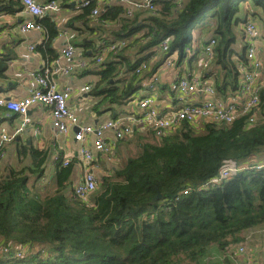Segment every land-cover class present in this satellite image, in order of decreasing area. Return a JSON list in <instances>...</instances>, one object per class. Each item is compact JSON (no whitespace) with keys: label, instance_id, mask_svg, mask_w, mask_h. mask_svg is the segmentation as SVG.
<instances>
[{"label":"trees","instance_id":"16d2710c","mask_svg":"<svg viewBox=\"0 0 264 264\" xmlns=\"http://www.w3.org/2000/svg\"><path fill=\"white\" fill-rule=\"evenodd\" d=\"M59 1L60 7H71L72 0ZM242 2L264 9V0H187L180 8L172 0H157L144 25L115 3L104 5L96 19L121 21L116 31L120 38L143 29L146 58L159 53L156 47L166 37L167 55L183 57L198 27L214 21L213 59L220 67L214 87L224 95L239 81L236 63L242 58L232 57L230 46ZM81 7L80 16H91L97 8L95 0ZM42 18L37 22L42 24ZM43 47V54L48 53V43ZM115 70L111 64L98 71L99 82L109 81ZM133 77L120 89V97L130 98L138 89L141 78L132 84ZM263 110L264 90L258 114ZM198 129L184 124L156 141L135 134L137 155L97 179L88 202L73 195L70 162L54 163L53 180L38 185L47 153L19 148V162L28 156L31 164L0 169V247L10 248L0 264H201L210 245L224 250L243 241L246 231L264 224V168L236 172L212 188L198 186L216 176L224 161L263 160L264 119L250 124L241 117ZM157 192L161 198L151 203ZM17 245H28L23 261L11 256Z\"/></svg>","mask_w":264,"mask_h":264},{"label":"crops","instance_id":"0c3cea01","mask_svg":"<svg viewBox=\"0 0 264 264\" xmlns=\"http://www.w3.org/2000/svg\"><path fill=\"white\" fill-rule=\"evenodd\" d=\"M172 1L180 8L187 0ZM19 2L20 0H0V97L5 100H18L27 96L29 91L36 87L34 75L44 71L48 66L54 67L55 62L62 68L84 62L81 67L73 66L69 73H59L54 76L58 89L69 88L68 106L76 115L78 124L97 127L111 120H119L124 125L129 123L130 117L139 118L138 101L144 97L151 98L152 107L160 112L179 106L182 102L170 88L177 77L186 76L191 79L207 76L213 79L214 84V76L220 71L214 59L208 68L204 69L201 66L202 47L210 37H215L214 21L206 22L201 28L198 27L197 32L193 34L190 48L183 57L180 58L176 52H173L172 61L166 63L167 54L164 52L146 58L148 51L141 49L144 45L143 29L120 38L116 36V31L121 27V21L95 23L89 14L80 16L82 14L81 0H72L71 7H60L61 9L57 12L44 16L43 23L40 24L41 28L22 31L21 27L24 21L30 19V15L23 11ZM58 2L60 5L59 0ZM112 3L121 4L126 10H131V15L136 16L141 21V25L147 23L144 17L149 14L148 10H138L129 2L95 0L99 11L103 10L104 5ZM237 17L241 19V22L233 24L236 25L234 27L235 41L230 46L232 57L236 60L244 58L248 43L245 39L243 23L249 19L254 20L264 33V9L242 2ZM207 26L211 27L206 34H203ZM203 27L205 28L202 30ZM168 38L170 40V37ZM116 40H124L125 47L117 54L115 52L103 55L101 63H96L95 56L99 48ZM45 43H48V53L43 54ZM67 43L75 47L71 57L61 56V50ZM30 46H33V49ZM258 55L261 56L260 53ZM137 60L145 61L148 67L138 76L133 77L134 73L130 71L131 64ZM111 64L115 65L116 75L109 81L99 82L98 71ZM132 77V84L136 83L137 78L139 81L141 78L138 89L131 98L120 97V89L124 88ZM147 84H152V87ZM85 86H89V90H85ZM116 87L118 91L115 90ZM204 100L205 95L199 92L185 101L200 104ZM25 117L27 122L21 126L20 116L0 107V134H12L16 129L22 128L21 132L5 145L0 169L6 165L12 167L30 165L31 159L28 156L23 159L24 162H19L20 157L17 151L23 146L44 151L47 153L43 165L44 173L43 177L37 181L38 185L41 183L42 186L53 180L56 170L53 162L54 155L57 154L60 159L65 158L72 164L70 180L73 188L82 175V168L78 164L82 146H87L93 153L92 170L95 177L99 179L102 176L111 175L124 164L129 156H133L130 154L131 144L129 143L135 142V138H132L135 134L148 132L141 131L139 123L133 122V133L116 140L113 132L107 129L104 132L105 141L112 143V148L105 153H97L93 148V134L86 135L83 140H76L74 138L76 127L71 126L64 133L58 132L52 125L50 110L42 105L30 106ZM149 134L152 136L151 133ZM262 161L264 158L260 160ZM34 177L36 176L30 177V183H33ZM258 228L260 226L255 227L253 231L261 230ZM248 231L244 233L243 241L230 245L224 250L218 249L214 244L210 245L207 253L214 255L209 256L210 259L217 258L214 261L217 264H242L247 261L264 264V231H257L254 242H247L245 235ZM239 245L246 249L245 254L238 252ZM205 257V264H212L208 261V255Z\"/></svg>","mask_w":264,"mask_h":264},{"label":"built area","instance_id":"2783aa9c","mask_svg":"<svg viewBox=\"0 0 264 264\" xmlns=\"http://www.w3.org/2000/svg\"><path fill=\"white\" fill-rule=\"evenodd\" d=\"M118 2H129L136 9L148 10L155 12L157 0H138L131 2L129 0H108ZM22 9L25 13L30 15V19L24 21L21 30L27 31L29 29L41 28L38 19L47 16L51 12L60 10L58 0H20ZM88 0H81L82 5H86ZM127 15H131V10L127 9ZM99 14L97 8L91 11L93 22L98 23L96 19ZM243 31L245 39L248 40L244 58L236 63V70L238 72L239 81L235 89L229 90L224 95H221L213 84V79L207 76H197L191 79L186 76L177 77L170 88L175 92L177 99L182 103L168 111H157L151 105V98L144 97L138 101L140 116L138 119L130 117L129 123L122 124L119 120H111L97 127L78 124L76 115L70 110L68 106L69 88L58 89L55 84L54 76L62 73L66 74L72 70L73 66L81 67L84 62L78 64H71L65 68L59 67L55 62L54 67L45 68L44 71L38 72L34 75L36 87L31 89L27 96L18 100H5L0 97V107L5 110L12 111L21 119V126L27 122L26 113L30 106L39 104L48 108L51 114L53 127L61 133L66 132L69 127H76L74 138L76 140H83L88 134H93V148L97 153H105L112 148V143L105 141L104 132L110 129L116 140H120L125 136H130L133 133L132 123L138 122L141 131H148L156 140H160L171 132L187 124L192 128H198L197 124L216 123L228 125L241 117H246L248 123H253L258 120V108L260 104V94L264 90V33L258 28L254 20H246L243 23ZM126 45L124 40H116L102 45L97 51L95 62L101 63L102 57L108 53L120 52ZM216 45V38L210 37L202 47L201 66L206 69L209 67L214 56V47ZM33 49V46H30ZM169 38H164L156 47L158 52L168 53ZM75 51V47L67 43L61 50V56L71 57ZM261 54V56L258 55ZM167 55L166 63H170L171 57ZM148 64L145 61L137 64L132 70V73L139 74L147 69ZM152 87V84H147ZM146 85V86H147ZM85 90H89V86H85ZM199 92L205 95V100L200 104H193L186 102L188 97L193 96ZM22 128L16 129L12 134H0V163L3 156V147L6 142L14 138L16 134L21 132ZM94 155L87 146H82L80 149L79 166L82 168V175L78 182L73 187V195L80 201L88 202L89 195L97 188V178L93 173ZM53 162H61V165H66L70 161L67 159H60L56 154L53 157ZM264 168V161L259 162L251 160L248 162L237 163L234 160L224 161L220 167L218 174L209 178L207 181L198 186L201 188H212L218 183L235 174L236 172L248 169H262ZM183 194L187 190L182 191ZM12 258L17 261L26 259V252L28 245H17L11 248ZM10 248L0 247V256L8 253ZM239 253H246V249L239 245L237 248ZM13 264V263H9ZM242 264H254L253 262H245Z\"/></svg>","mask_w":264,"mask_h":264},{"label":"rangeland","instance_id":"374dc122","mask_svg":"<svg viewBox=\"0 0 264 264\" xmlns=\"http://www.w3.org/2000/svg\"><path fill=\"white\" fill-rule=\"evenodd\" d=\"M138 10H141V9H138ZM132 13V12H131ZM210 27L211 26H207V28H205V27H203L202 28V30H203V34H206L208 31H209V29H210ZM132 97V96H131ZM130 97V98H131ZM261 119H264V110H263V113H259V115H258V121L259 120H261ZM203 124H200V123H198L197 124V126H198V128H194V129H198V131L200 130V127L202 126ZM197 131V130H196ZM150 134L148 133V132H146V133H143V134H141V137L143 138V139H145L146 141H156L155 139H154V137L153 136H149ZM133 138V137H132ZM141 142H143V140H141ZM129 144H131V147H130V154L131 155H137L136 153H138V151H139V146H137V144H136V142H134V143H129ZM24 162V161H23ZM120 167V166H119ZM253 229H255V228H253ZM253 229H250L247 233H246V235H245V238H246V241L247 242H254V240H255V237H256V235H257V231H260V232H263L264 231V225L263 226H260V228H258V229H261V230H256V231H253ZM253 231V232H252ZM207 255H208V261L211 263L212 262V264H217L216 262H214V261H216V259L217 258H213V260H211L210 259V257L209 256H214V255H211L210 253L208 254L207 253ZM206 262H205V260L204 261H202L201 262V264H205Z\"/></svg>","mask_w":264,"mask_h":264},{"label":"water","instance_id":"95a60500","mask_svg":"<svg viewBox=\"0 0 264 264\" xmlns=\"http://www.w3.org/2000/svg\"><path fill=\"white\" fill-rule=\"evenodd\" d=\"M73 3H75V2H73ZM160 198H161V194L159 192H157V194L151 200V203H153L155 200L160 199Z\"/></svg>","mask_w":264,"mask_h":264}]
</instances>
